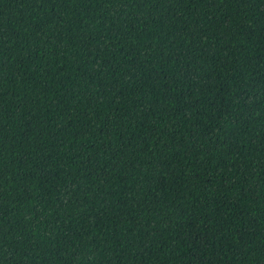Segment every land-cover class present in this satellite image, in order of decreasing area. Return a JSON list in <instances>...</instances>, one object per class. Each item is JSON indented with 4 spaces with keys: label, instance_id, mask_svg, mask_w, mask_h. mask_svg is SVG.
<instances>
[{
    "label": "trees",
    "instance_id": "obj_1",
    "mask_svg": "<svg viewBox=\"0 0 264 264\" xmlns=\"http://www.w3.org/2000/svg\"><path fill=\"white\" fill-rule=\"evenodd\" d=\"M0 264H264V0H0Z\"/></svg>",
    "mask_w": 264,
    "mask_h": 264
}]
</instances>
